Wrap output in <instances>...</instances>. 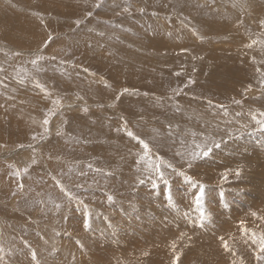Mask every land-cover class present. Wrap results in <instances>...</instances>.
I'll use <instances>...</instances> for the list:
<instances>
[{
  "label": "rangeland",
  "instance_id": "1",
  "mask_svg": "<svg viewBox=\"0 0 264 264\" xmlns=\"http://www.w3.org/2000/svg\"><path fill=\"white\" fill-rule=\"evenodd\" d=\"M55 1L0 0L1 34L9 35L16 28L15 34H25L28 16L41 23L44 38L47 35V44L40 49L11 45L0 38V58H5L0 61V127H16V138L0 137V264H49L42 254L57 261L60 251L45 245L58 242L60 233L67 235L68 245L73 241L87 251L75 233H69L72 218L83 216L88 228L98 226L89 206L112 215L109 209L120 204L115 198L124 200L121 204L129 209L139 206L142 211L150 200L154 203L144 190L169 196L172 190L178 192L173 185L184 191L197 182L202 191L195 194V205L201 208L204 193L212 190L219 197L215 196L218 205L224 194L242 193L238 186L243 176L241 171L235 178L218 170L203 179L212 150L221 151L223 140L236 147L264 140V0H69L84 4L71 10H58L63 0ZM7 15L18 21L9 24ZM220 17L225 22L218 29ZM114 69H120L121 75H115ZM6 101L10 108L5 110ZM25 118L36 126L20 136L21 128L12 123ZM139 141L148 145L147 154ZM259 146L263 144L254 148ZM49 164L54 177L45 179ZM134 192L139 200L131 199ZM173 203L172 197L166 198L169 208ZM255 215L247 217L260 222ZM202 224L197 230L218 235L220 225L205 223L204 230ZM262 231L245 235V243L252 244L244 246L242 238L237 251L244 246L257 257ZM88 233L101 241L100 232ZM48 234L53 235L51 242ZM219 237V245L226 240L232 252V244ZM191 241L187 234L172 240V254L199 250L196 244L190 249ZM36 252L43 262L36 261ZM67 254L60 263L73 262V255ZM146 255L154 256L150 251ZM225 255L227 264H264L243 256L235 260L228 257L229 251ZM19 256L30 260L22 263L25 259Z\"/></svg>",
  "mask_w": 264,
  "mask_h": 264
},
{
  "label": "bare ground",
  "instance_id": "2",
  "mask_svg": "<svg viewBox=\"0 0 264 264\" xmlns=\"http://www.w3.org/2000/svg\"><path fill=\"white\" fill-rule=\"evenodd\" d=\"M231 1L232 0H228V3L231 2ZM256 1L257 0H255V2ZM63 2L67 3V4H64ZM86 2L87 1H85V3ZM26 4L28 5L29 2H26L25 5ZM75 5L83 6L84 4H81V3H78V2L74 3V2H71L69 0L68 1L63 0L62 1V5H60V7H58V10H61V8H67V9L71 8V9H73L74 7H76ZM92 5L93 4H91V6ZM239 5H241V4H239ZM51 6H52V4H51ZM87 7H88V5H87ZM242 9H244V8H242ZM40 10L44 11L45 9L42 8V6H41ZM72 12L70 11L71 14H73ZM83 12H85V10ZM229 12H231V11H229ZM63 13H66V12H62V13L58 12V14H63ZM195 13H196V11H195ZM7 17H8L7 18V22L9 24L13 23V21L14 22L18 21L16 19V17L12 18L9 15H7ZM27 18H28V22H26L27 26H25L26 27V31H24L25 34L20 35V32L17 33L18 35L15 34L17 32L16 30H18V28H16L15 29L16 32L13 31V30H10L9 32H12V33H10L9 35H5V34H1L0 33V38L5 40L6 42L10 43L11 45H16V46L24 45V46H30V47L33 46L36 49L37 48L40 49L42 44H44L45 40L47 39L46 38L47 35L44 38V35H43V31L44 30L42 29L43 31L41 32V23H36V21H34V19H31L28 16H27ZM147 19L149 20L150 18H147ZM221 20H220L221 23H217L216 24L218 29H221L222 28L221 26L224 24L223 21L225 22L223 17L221 18ZM151 24H153V23H151ZM216 25H214V26H216ZM205 31H207V30H205ZM117 32H119V31H117ZM214 35L215 34H213V36ZM225 36H227V35H225ZM217 38H218V36H217ZM92 39H94V38H92ZM210 39H211V37H210ZM140 40H141V38H140ZM95 41H97V39ZM139 42H141V41H139ZM122 43H124V42H122ZM115 46H116V44H115ZM36 49H34V50L36 51ZM108 50L109 49L106 48V50H104L103 53H107ZM123 50H125V49H122V52H124ZM126 51H125V53H127ZM19 52H21V51H19ZM115 52H116V49H115ZM112 55H114V54H112ZM3 60H1V58H0V61H3ZM122 60H123V58H122ZM14 63H16V62H14ZM8 64H10V63L8 62ZM119 64H117V65H119ZM11 65H12V69L11 70L13 71L14 70L13 63ZM125 65H127V64H125ZM125 65H122V68ZM25 68L28 69L29 66H27ZM112 69H113V67H112ZM15 70H16V68H15ZM114 70H115V75L118 74V73L121 75L120 69L119 70L114 69ZM7 75H8V72H7ZM120 79H119L120 82L124 81L123 78H122V81ZM134 79H136V78H134ZM109 81H112V80H109ZM60 82H62V81H60ZM110 86H112V85H110ZM223 89H225V88H223ZM98 90H102V89H100V87H99ZM118 91H116V92H118ZM38 96H40V95H38ZM107 97H108V95H107ZM1 101H3V100H1ZM8 102H7V104H5V110L10 108ZM197 103H199V102H197ZM203 108H204V106H203ZM234 109H236V108H234ZM25 116L27 117V115H25ZM6 117H8V115ZM0 119H2L1 116H0ZM209 119H211V118L209 117ZM10 120H12V119H10ZM216 120H218V119H216ZM26 121H28L27 118H25V120L22 121V122L12 123L13 126H17V127L21 128V129H19L20 130V136H24V135L28 134V132L31 131V128H33L34 125L36 126V124H33V123L30 125V123L26 122ZM244 127H245V125H244ZM6 129H8V128H6L5 126L0 127V137H1V139H3V137H9L10 139L11 138H16V136L13 135V134H15L14 132H16V127L10 126L9 130H6ZM241 129H240V131H242ZM254 129H256V128H254ZM260 132H262V131H260ZM221 136H222V133H221ZM224 136H226V135H224ZM240 136H243V135H240ZM237 139H238V137H237ZM256 140H257L256 142L250 140V143L252 145L249 144L247 146L246 143H241L237 147L234 146L233 143L232 144H226L224 142V140H223V141H219L220 144H221L219 146L221 151H219L217 149H213L212 150L213 154L211 155V157H209V159L207 161V165L205 166V168H208V170L207 171L204 170L206 172L202 176L203 179L205 177H208V175H210L209 176V178H210L211 174H213L215 176L218 173V170H224V171H226V173H228L230 175H233V176H235L238 171H241L242 176H243V178L241 177V183L238 186L240 188L238 190H240V191L243 190L242 193L233 194L232 197L229 196L228 194H224V196H226V197L223 196L224 199L220 201V204H218L219 206L216 204V201H217L216 197L217 198H219V197L216 195L215 191H213V190L211 192L210 191H206L204 193L203 197L205 198V200L201 204V208H199V207H197V205H195V200L197 199L195 194L198 193V192L200 194V192L202 191V190L200 191V189H202V188L198 189L200 185H198L197 182L196 183H191L189 185V187H186V190H184V191L180 190L179 187L173 185L174 188H175V191H178V192L172 193L174 191V190H172V192H171V194L169 196H166V195L162 194L163 191H159V192H157L155 194L156 190L154 192H152L151 190L150 191L149 190H144V193L146 194V197H150V199L152 198L154 200V203L151 202V200H150L148 202L146 208H144L142 211L139 210V206H138V208H133L132 207V209H129V208L123 206V204H121V202H120V201H122L121 199L119 201L117 198H115L116 201L119 202L120 204L114 205L112 207V209L108 208L109 210H112L111 211L113 213L112 215L107 210L103 209L102 213H101V212H98V209H96V208L91 209V207L89 206L90 209L88 208L89 209L88 213L94 212V216L96 218V224H98V226H95V227H97V228L93 227L92 225H91L92 227L88 228V226L85 223L86 220H84L83 216L72 218L71 223L68 224L69 226L71 225L70 227L73 230V232H69V233L70 234L75 233V236H74L75 239L79 240L80 242H83V244H84L83 247H85L87 249V251H81V250H84L82 248L78 249L77 248L78 245L74 244L73 241H72V243H70V245H68L67 244L68 240L64 239V238H66L65 237L66 234L60 233L61 237H60V240L58 242L46 243V245H45V246L49 245V247L53 246L54 247L53 250H55V248H56L58 251H60V252H58L60 254L57 255L58 256L57 258H59L58 259L59 262H58L57 259H56L57 261H55V258L52 259V260H47L46 258H44V257H46V255L43 256V254L42 255L40 254L42 256V259H44L45 262L49 261V264H66V263H60V260L61 259L63 260V258H60V257H65L63 255L65 254V252H68V254H72L73 258H74L73 262L71 264H89L90 263V261L88 260L89 258H91L92 262H96L94 264H120V262H122V261L124 262V264H172V260H173L175 255H178V257L184 255L182 257V258H184V260L183 259L181 260V264H208L209 260H210V264H227V263H224V260L222 259L223 257H226L225 253L227 251H225V249L222 247V245H219V241L216 238L220 236L224 240V237H225L224 235L227 236L228 234H229V236H227V238L225 237V239H227V241H229L232 244L231 246H233L232 252H231V250L229 251L231 253V256H228V257L232 258V256H234L235 258L234 257L233 258L235 260H237L238 257L240 258V257L243 256L244 259L246 258L245 259L246 261H250V259H252V258L255 259L256 258V253L255 252H252V250H243V248H244V246H247V245L251 246V244H252L250 240H248L245 243V239H244L245 235H246L245 237H248L249 233L252 234L255 231L256 232H259V231L263 232L262 229L264 228V148H263L264 147V140L262 138L261 139L257 138ZM0 141H2V140H0ZM216 142H217V140H216ZM244 142H246V141H244ZM257 144H263V146H259L258 148H254V146L257 145ZM237 158H241V159H237ZM45 164L47 165V163H45ZM49 168H51L50 164H49V166L46 167V170L44 171V173H46V175H47V178H45V179H48L49 176H53V174L51 175V173L53 171L50 173L49 172ZM199 169H200V167H199ZM207 172H208V174H207ZM220 172H222V171H220ZM235 178H236V176H235ZM95 179H97V178H95ZM200 179H202V178H200ZM80 181H81V179H80ZM194 181H196V180H194ZM214 181H215V179H214ZM112 187H113V185H112ZM56 191H58V190H56ZM119 191H122V190H119ZM240 191H238V192H240ZM134 196H135V198L137 200H139V198L136 197L135 192H134V195H132L131 199H134ZM171 197L174 200V203H173L174 206L169 208V206L166 205V198H167V201H168L169 199H171ZM115 206H117V207H115ZM255 211L258 214V215H255V216H258L259 219L261 220L260 222L257 220L258 223H255L253 218H248L247 217V214H248V216H250V215L253 216V213H256ZM98 214L103 215L104 218H101L100 215H98ZM73 219H74V222H73ZM201 223H203L202 226H204L203 227L204 230H207L205 223H207V224L212 223L215 226L220 225V230L218 231V235L214 236L213 234H211V233H209L207 231H206V234H203L200 230H197L198 229L197 228L198 224L200 226ZM242 227H244V229ZM250 228H254V229L252 230ZM49 231H51V229ZM88 232H92V234L94 232L95 233L96 232H100V234H99L100 237L99 238L103 242L99 241L98 237L95 236V235L92 238H90L91 236L89 237V233ZM227 232H228V234H226ZM186 234L188 236L189 235L192 236V241L188 243V245L190 246V249H192V245L193 244H196V247L200 248V249L199 250H176L172 254V248H173V243H171L172 240L173 241L181 240L182 237L184 235H186ZM40 235H42V234H40ZM199 235H201V236H199ZM47 236H48L47 239L49 238V242H51V240L54 239V238H52L53 235L48 234ZM168 237H170V238H168ZM228 237H230L229 240H228ZM83 238H86L89 243L91 242V244H88V242H86V240L83 241ZM242 238H243L242 241H244L243 242L244 246L240 247V250L237 251L238 247L241 246V244H242V243H240V239H242ZM205 239H207L206 243H204ZM224 241H226V240H224ZM40 244H41V242L39 243V245ZM54 245H56V247ZM122 245H125V246H122ZM176 245H177V242H176ZM90 246L92 247L91 249H90ZM158 246L160 248H158ZM72 247H74V248H72ZM235 247H236V249L234 250ZM208 249L210 250V253H207L205 251V250H208ZM144 250L146 252L150 251V253H152V255H154V256H152V258L148 257ZM50 251H51V249H50ZM194 251L196 253H194ZM241 251L243 253L240 254L239 252H241ZM233 253H235V255H233ZM221 254H222V257H220ZM257 254L258 255H264V253H260V251L257 252ZM36 255L39 256L36 261H39V262L42 261L43 262V260L40 258V255L37 252H36ZM19 257L24 258L23 256H19ZM29 257H31V256H29ZM35 258H36V256L34 257V259ZM24 259L26 261L23 260V262L21 261L22 263L27 262V260H28L26 257ZM68 259H70V258H68ZM246 261H245V263H246ZM177 264H178V262H177Z\"/></svg>",
  "mask_w": 264,
  "mask_h": 264
},
{
  "label": "snow or ice",
  "instance_id": "3",
  "mask_svg": "<svg viewBox=\"0 0 264 264\" xmlns=\"http://www.w3.org/2000/svg\"><path fill=\"white\" fill-rule=\"evenodd\" d=\"M262 23H264V22H262ZM45 43L47 44V42H45ZM250 46L251 45H248V47H250ZM33 63H35V61H33ZM37 86L39 87V85H37ZM54 103H58V102H54ZM235 103H240V101H235ZM52 114H54V113H52ZM48 123H49V119H48V116L46 115V117H45V119L43 121V125L45 126V128H44L45 132L47 131V127L46 126L48 125ZM128 135L132 136L133 134L131 132H129ZM33 139H35V137H33ZM139 142L141 143L142 147L144 148L145 154H147L148 145L145 144L143 141H139ZM205 155H207V152L205 153ZM237 175H239V172H237ZM109 199H111V197H109ZM253 215H255V213H253ZM221 240H223V238H221ZM253 240H254V242L257 241V238L255 237V234H253ZM258 243H259V251H260V253H264V235L259 236ZM222 246L224 247L225 251H230V248H229V246H228L226 241L223 242ZM173 247H174V245H173ZM233 255H235V253H233ZM256 258H257V260L264 261V255H257ZM178 259H179L178 255H175L173 260H172V264H177Z\"/></svg>",
  "mask_w": 264,
  "mask_h": 264
}]
</instances>
